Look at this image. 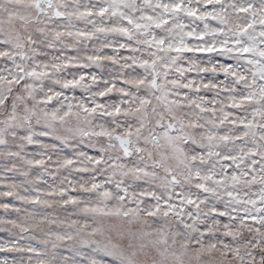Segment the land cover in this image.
I'll return each mask as SVG.
<instances>
[{
    "label": "snow or ice",
    "instance_id": "6c2138e0",
    "mask_svg": "<svg viewBox=\"0 0 264 264\" xmlns=\"http://www.w3.org/2000/svg\"><path fill=\"white\" fill-rule=\"evenodd\" d=\"M0 264H264V0H0Z\"/></svg>",
    "mask_w": 264,
    "mask_h": 264
}]
</instances>
